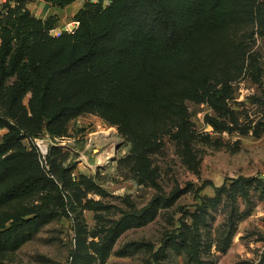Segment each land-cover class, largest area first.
<instances>
[{"label":"rangeland","instance_id":"obj_1","mask_svg":"<svg viewBox=\"0 0 264 264\" xmlns=\"http://www.w3.org/2000/svg\"><path fill=\"white\" fill-rule=\"evenodd\" d=\"M87 1L99 0L67 7L30 0L26 8L63 27ZM258 2L264 8V0ZM229 21L201 37L198 55H183L164 67L170 76L163 94L173 101L158 117L134 111L126 130L85 112L68 123L64 136L34 139L37 147L43 141L49 148L47 158L41 157L47 169L51 150L55 166L67 169L70 184L57 181L69 215L40 224L19 248L0 250V264H73L78 252L88 257L84 264H156L154 253L181 221L189 227L188 240L170 243L161 262L264 264V184L229 180L215 201L214 187L200 191L207 181L219 187L227 178H264V14ZM199 60L212 86L228 83L226 116L201 96H190L194 82L179 77ZM6 132L0 128V142ZM25 143L31 148L30 140ZM57 195L51 187L36 189L0 204V223L6 214L27 208L58 211ZM200 197L209 202L202 217L196 216Z\"/></svg>","mask_w":264,"mask_h":264},{"label":"trees","instance_id":"obj_2","mask_svg":"<svg viewBox=\"0 0 264 264\" xmlns=\"http://www.w3.org/2000/svg\"><path fill=\"white\" fill-rule=\"evenodd\" d=\"M28 1L8 0L0 11V128L7 129L0 142V204L51 187L58 193L59 210L32 207L6 214L0 223V250L19 248L40 224L69 215L57 181L70 184L67 169L55 166L52 150L47 169L35 138L64 136L68 123L85 112H97L126 130L134 111L158 117L162 109L172 108V96L162 90L170 76L166 65L183 55H198L201 37L223 30L228 20L250 21L264 14L259 0H110L107 5L104 0L87 1L76 14L75 32L53 36V17L34 16L26 8ZM45 1L67 7L77 0ZM179 77L194 82L190 96L199 95L216 112L228 114V83L212 86L200 60ZM212 123L218 128L217 120ZM229 180L233 185L264 184L260 176H239L219 187L207 181L200 191L214 187L215 201ZM200 198L196 216L202 217L209 202ZM188 228L181 221L166 233L154 253L156 264H165L161 259L170 243L188 240ZM77 257L73 264H84L88 258L81 252Z\"/></svg>","mask_w":264,"mask_h":264},{"label":"built area","instance_id":"obj_3","mask_svg":"<svg viewBox=\"0 0 264 264\" xmlns=\"http://www.w3.org/2000/svg\"><path fill=\"white\" fill-rule=\"evenodd\" d=\"M8 3V0H0V5H2L3 9L4 6ZM79 26V21L75 20L72 23L64 25L63 27H56L50 30V33L53 36H60L63 32L74 33L77 27ZM38 147L40 149L41 157L46 159L49 154V148L47 145L44 144L43 141L37 142Z\"/></svg>","mask_w":264,"mask_h":264}]
</instances>
